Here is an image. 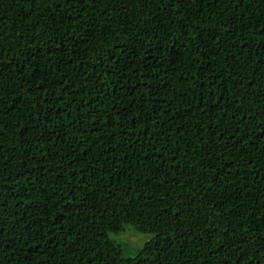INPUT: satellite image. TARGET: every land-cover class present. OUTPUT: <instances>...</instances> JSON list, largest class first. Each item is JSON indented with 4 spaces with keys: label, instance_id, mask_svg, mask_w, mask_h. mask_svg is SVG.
<instances>
[{
    "label": "trees",
    "instance_id": "1",
    "mask_svg": "<svg viewBox=\"0 0 264 264\" xmlns=\"http://www.w3.org/2000/svg\"><path fill=\"white\" fill-rule=\"evenodd\" d=\"M0 264H264V0H0Z\"/></svg>",
    "mask_w": 264,
    "mask_h": 264
},
{
    "label": "rangeland",
    "instance_id": "2",
    "mask_svg": "<svg viewBox=\"0 0 264 264\" xmlns=\"http://www.w3.org/2000/svg\"><path fill=\"white\" fill-rule=\"evenodd\" d=\"M108 236L119 243L123 257L133 256L150 237L149 234L138 232L129 225H124L122 229L116 232H110Z\"/></svg>",
    "mask_w": 264,
    "mask_h": 264
}]
</instances>
